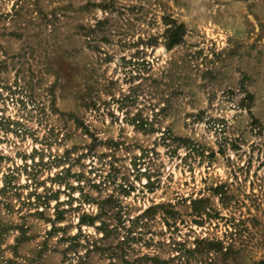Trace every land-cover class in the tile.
<instances>
[{"label":"rangeland","instance_id":"1","mask_svg":"<svg viewBox=\"0 0 264 264\" xmlns=\"http://www.w3.org/2000/svg\"><path fill=\"white\" fill-rule=\"evenodd\" d=\"M0 264H264V0H0Z\"/></svg>","mask_w":264,"mask_h":264},{"label":"trees","instance_id":"2","mask_svg":"<svg viewBox=\"0 0 264 264\" xmlns=\"http://www.w3.org/2000/svg\"><path fill=\"white\" fill-rule=\"evenodd\" d=\"M176 27V26H175ZM175 42H177V41H175Z\"/></svg>","mask_w":264,"mask_h":264}]
</instances>
